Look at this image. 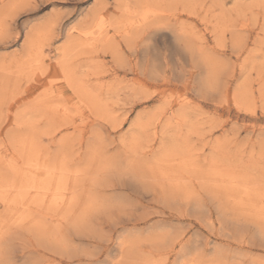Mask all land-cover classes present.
<instances>
[{
  "label": "rangeland",
  "instance_id": "1",
  "mask_svg": "<svg viewBox=\"0 0 264 264\" xmlns=\"http://www.w3.org/2000/svg\"><path fill=\"white\" fill-rule=\"evenodd\" d=\"M102 260L264 264V0H0V264Z\"/></svg>",
  "mask_w": 264,
  "mask_h": 264
},
{
  "label": "snow or ice",
  "instance_id": "2",
  "mask_svg": "<svg viewBox=\"0 0 264 264\" xmlns=\"http://www.w3.org/2000/svg\"><path fill=\"white\" fill-rule=\"evenodd\" d=\"M37 7L41 8L42 10L44 9L43 5H37ZM49 8L54 7V5H48ZM17 39H23V35H21L19 38ZM5 43H11V41H5ZM151 55L159 60L161 62V64L164 63L165 58H167L170 54L168 52V50L166 49H156L154 50ZM85 264H88V262H85ZM91 264H108L107 260H102V261H92Z\"/></svg>",
  "mask_w": 264,
  "mask_h": 264
},
{
  "label": "bare ground",
  "instance_id": "3",
  "mask_svg": "<svg viewBox=\"0 0 264 264\" xmlns=\"http://www.w3.org/2000/svg\"><path fill=\"white\" fill-rule=\"evenodd\" d=\"M190 48V47H189ZM38 166V165H37ZM41 168V167H40ZM49 170V169H48ZM34 180V179H33ZM46 188H48V187H46ZM245 191V190H244ZM3 193H4V191H3ZM59 193V192H58ZM45 197V196H44ZM88 203V202H87ZM87 214V213H86ZM86 216V215H85ZM84 220V219H83ZM120 257V256H119Z\"/></svg>",
  "mask_w": 264,
  "mask_h": 264
}]
</instances>
